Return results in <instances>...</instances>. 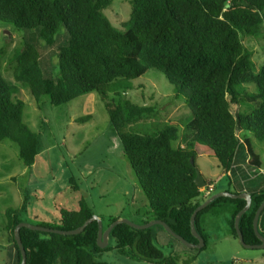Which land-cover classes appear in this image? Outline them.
Wrapping results in <instances>:
<instances>
[{
  "label": "trees",
  "instance_id": "16d2710c",
  "mask_svg": "<svg viewBox=\"0 0 264 264\" xmlns=\"http://www.w3.org/2000/svg\"><path fill=\"white\" fill-rule=\"evenodd\" d=\"M114 1L0 0V21L19 29L40 30L48 46L63 29L68 33L57 53L60 79L45 76L39 49L25 44L9 59L14 65V81L27 84L38 103L47 96L56 106L97 92L145 192L153 219L168 222L176 234L198 244L191 232V219L209 197L195 182L200 171L197 158L213 156L227 174L243 147L249 165L262 167L248 135L264 145V63L256 67L243 41L260 32L264 0H131L132 12L122 25L124 29L114 27L104 14ZM3 53L0 50V58ZM153 69L166 76L175 93L188 89L191 112L176 125L165 122L151 135L126 131L151 110L114 96L120 90H130L133 80ZM251 85L256 90L246 91L245 86ZM19 93V87L10 84L0 69V140L16 143L20 159L32 166L39 138L23 120L25 102L17 98ZM180 128L185 130L181 137ZM252 200L239 230L247 244H261L253 228L264 190L253 193ZM246 204L245 200L222 197L199 212L196 229L204 238L203 249L208 237L200 227L201 217L212 208L230 205V233L238 239L235 219ZM26 207L24 200L20 209L6 212L4 230L12 249L9 264L22 263L15 229ZM93 216V209L81 200L76 211L63 213L59 226H45L75 230ZM263 218L264 211L258 228L264 236ZM156 227L144 230L118 224L111 232L116 246L105 249L97 246V220L79 235L26 227L20 234L27 264H110L98 259L112 249L149 264H178V258L166 256L157 245ZM194 261L187 259L184 264Z\"/></svg>",
  "mask_w": 264,
  "mask_h": 264
},
{
  "label": "rangeland",
  "instance_id": "374dc122",
  "mask_svg": "<svg viewBox=\"0 0 264 264\" xmlns=\"http://www.w3.org/2000/svg\"><path fill=\"white\" fill-rule=\"evenodd\" d=\"M131 0H116L104 14L116 28L130 20ZM67 30L55 35L48 46L40 37V30L19 29L12 23L0 21V69L10 84L19 87L18 99L23 100V120L38 135L39 150L35 164L27 166L20 159L16 143L0 140V264L12 262V249L4 230L6 212L20 209L27 201L22 222L33 226H59L63 213L77 209L85 200L98 216L102 226L112 220H129L135 224L154 220L148 199L137 176L124 155L120 138L110 123L105 103L97 92L76 98L72 103L56 106L44 96L38 103L27 84L14 81V65L9 59L25 44L35 46L41 53L40 68L45 76L60 79L57 53L67 40ZM252 52L256 67L264 63V24L260 32L244 41ZM245 86L246 91L256 90ZM188 89L175 93L173 84L158 70H148L133 80L130 90H120L115 99L123 98L135 105L149 107L142 120L126 131L151 135L160 131L165 122L177 124L191 112ZM185 132L180 128L179 135ZM260 154L264 169V145L252 134L248 135ZM179 142L176 143L178 145ZM246 160L241 147L235 157ZM200 172L215 182L216 193L228 188V176L213 156L197 158ZM233 189V187H232ZM232 209L230 205L212 208L200 219L201 228L208 237L206 249H190L175 239L160 225H155L157 245L166 256L178 258V264L195 258L191 264H264V249H248L230 233ZM109 247L116 241L109 240ZM98 260L110 264H149L120 254L115 249Z\"/></svg>",
  "mask_w": 264,
  "mask_h": 264
},
{
  "label": "water",
  "instance_id": "95a60500",
  "mask_svg": "<svg viewBox=\"0 0 264 264\" xmlns=\"http://www.w3.org/2000/svg\"><path fill=\"white\" fill-rule=\"evenodd\" d=\"M193 162V159H192ZM204 176L202 175V173L200 171L197 172V179H195L196 184L198 185V187L200 189H203L206 187V182L204 180ZM222 197H228V198H233V199H240V200H245L247 202V204L245 205V207L238 213V215L236 216L235 219V224H236V233H237V237L239 239V241L241 242V244L248 248V249H264V236L260 234L259 231V221H260V216L262 215L263 211H264V202L262 203V205H259L256 214H255V218H254V232L256 234V236L260 239V243L258 244H247L245 242L243 233L239 230L240 227V221L242 216L248 211V209L250 208L253 200H252V195L249 193H232V192H219V193H213L205 202H203L193 213L192 219H191V232L192 235L198 240V244L196 243H190V241L186 240L184 237L176 234L171 227L168 225V222L163 221V220H159L156 219L154 220L152 223H148V224H135L129 220H121L118 219L115 222H112L105 230L102 226V221L100 219H98V216H93L91 219H89L88 221H86L82 226H80L77 229H70V230H60V229H51V227H43V226H33V225H29L28 223L25 222H20L16 229H15V239H16V243L17 246L21 252L22 255V263L21 264H27V254L25 251V248L22 244V238H21V234H20V230L23 227L28 228L29 230H33V231H41V232H49L51 234H60V235H79L81 234L85 228L92 222L94 221H98V247L100 249H105L108 245H109V240L111 238V232L114 229L115 226H117L118 224H126L129 225L132 228L135 229H149L155 225H160L162 226L167 233H169L171 236H173L175 239L181 241L183 244H185L186 246L190 247V249H202L205 247V241L203 236L197 232L196 229V219L197 216L199 214V212H201L203 209H205L210 203H212L214 200L216 201L219 198Z\"/></svg>",
  "mask_w": 264,
  "mask_h": 264
},
{
  "label": "crops",
  "instance_id": "0c3cea01",
  "mask_svg": "<svg viewBox=\"0 0 264 264\" xmlns=\"http://www.w3.org/2000/svg\"><path fill=\"white\" fill-rule=\"evenodd\" d=\"M224 174L228 176L230 180H228V188L223 189V191L232 193H237L236 191H238L239 194L246 192L252 195L253 193L264 190V169H262V167L255 168L250 166L248 156L244 161L235 158L232 169L227 174ZM202 175L205 178L204 180L210 182L215 187V182L212 178H206L204 173H202Z\"/></svg>",
  "mask_w": 264,
  "mask_h": 264
},
{
  "label": "built area",
  "instance_id": "2783aa9c",
  "mask_svg": "<svg viewBox=\"0 0 264 264\" xmlns=\"http://www.w3.org/2000/svg\"><path fill=\"white\" fill-rule=\"evenodd\" d=\"M215 187L214 185L210 184L204 188V196L210 197L214 193Z\"/></svg>",
  "mask_w": 264,
  "mask_h": 264
}]
</instances>
